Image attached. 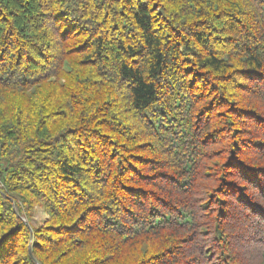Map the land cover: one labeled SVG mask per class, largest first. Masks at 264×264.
Wrapping results in <instances>:
<instances>
[{
    "label": "trees",
    "instance_id": "obj_1",
    "mask_svg": "<svg viewBox=\"0 0 264 264\" xmlns=\"http://www.w3.org/2000/svg\"><path fill=\"white\" fill-rule=\"evenodd\" d=\"M0 264H264V0H0Z\"/></svg>",
    "mask_w": 264,
    "mask_h": 264
},
{
    "label": "rangeland",
    "instance_id": "obj_2",
    "mask_svg": "<svg viewBox=\"0 0 264 264\" xmlns=\"http://www.w3.org/2000/svg\"><path fill=\"white\" fill-rule=\"evenodd\" d=\"M44 219H46V214L41 208H36L35 212L32 215L31 223L33 224H39Z\"/></svg>",
    "mask_w": 264,
    "mask_h": 264
}]
</instances>
